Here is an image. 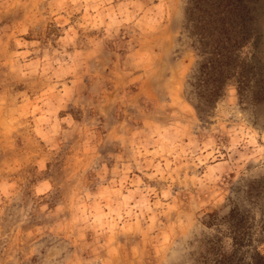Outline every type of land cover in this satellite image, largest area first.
<instances>
[{
  "label": "rangeland",
  "instance_id": "374dc122",
  "mask_svg": "<svg viewBox=\"0 0 264 264\" xmlns=\"http://www.w3.org/2000/svg\"><path fill=\"white\" fill-rule=\"evenodd\" d=\"M233 3L264 84V0ZM188 5L0 0V264L264 255V92L201 112Z\"/></svg>",
  "mask_w": 264,
  "mask_h": 264
},
{
  "label": "trees",
  "instance_id": "16d2710c",
  "mask_svg": "<svg viewBox=\"0 0 264 264\" xmlns=\"http://www.w3.org/2000/svg\"><path fill=\"white\" fill-rule=\"evenodd\" d=\"M233 1L189 0L187 6L192 45L199 56L206 59L194 75L193 83L197 85V107L202 113L210 110L211 103L221 93L223 80L231 76L237 77V91L241 100L254 103L260 99L258 94L264 92V84L247 81L249 78L244 63L238 62L236 50L247 40L248 20L233 14ZM241 248V242H233L232 253L221 252L213 259V264H264V255L259 250L253 249L244 256L239 255ZM210 258L211 254L207 255L206 259Z\"/></svg>",
  "mask_w": 264,
  "mask_h": 264
}]
</instances>
